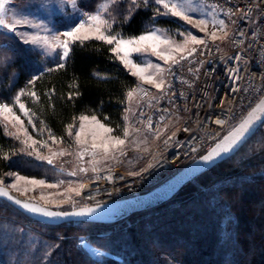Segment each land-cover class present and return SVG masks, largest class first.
Returning a JSON list of instances; mask_svg holds the SVG:
<instances>
[{
	"label": "rangeland",
	"instance_id": "obj_1",
	"mask_svg": "<svg viewBox=\"0 0 264 264\" xmlns=\"http://www.w3.org/2000/svg\"><path fill=\"white\" fill-rule=\"evenodd\" d=\"M172 2L181 4L194 21H207V27L203 25L194 27L170 13L163 14L167 9L156 4L155 0H147V3L144 0H136V6H133L132 0H116L115 3H112V0H75L74 4L72 0H9L6 4L5 18L27 23L17 24L15 31H8L0 26V104L8 105L12 109L11 112L0 114V124L5 134L17 144L16 154L21 157L23 165L20 171L9 172L4 179H0L2 181L0 185L8 187L28 201L55 210L69 211L84 207L81 192L85 184L93 180L98 172L117 168L129 174L138 173L162 159L178 144L180 140L178 119L165 123L156 133L148 132L146 114L141 112V102L133 94L128 95L121 129H112L96 117V120L88 117L84 121L79 119L68 130L65 139L52 137L49 133L44 134L36 125L29 108V104L34 102L30 82L35 79L36 74L52 64L64 63L67 59L68 55L63 56L62 42H68L69 54L73 42L85 41L73 40L63 34L83 22L84 13L95 14L102 5H107V11L101 14L107 19L108 32L112 35L125 41L139 37L140 35L121 37L115 27L121 18L127 20L142 10L148 13L149 18L142 34L155 31L161 41H167L159 43L157 51L160 55L152 52L151 48L135 52L131 50L134 46H129L128 59L144 68V75L151 76L153 83L146 82L139 75H133L136 70L131 64L123 62L121 59L123 52H113L125 69L135 77L137 83H147L155 90L163 87L166 69L171 60L201 44L194 42L192 36L197 40H213L211 33L215 32L217 38L213 41L218 42L221 47H228L231 28L217 8L200 0ZM189 8L193 10L188 11ZM219 21H223V27ZM90 35L92 38L87 40L95 39L94 34ZM34 40L37 42L34 43ZM114 47L115 44H112V48ZM141 47L144 49L145 46ZM156 83H161V87L157 88ZM20 104L24 105L26 111L20 109ZM5 116L8 118L5 119ZM16 116L19 117V121L15 119ZM101 124L112 131L106 132L100 127ZM125 130L129 133L127 137L124 136ZM77 132L80 133L79 136L76 135ZM117 137L124 139L125 143L113 147ZM105 143L109 148L107 153L102 147H92L93 144ZM252 150L255 151L254 156L264 157V122L223 168L215 169L213 173L215 176L209 182L203 186H199V182H194L198 191L183 193L173 200L175 202L186 199L184 201L190 203L175 207L172 212L180 214L193 212L196 199L199 201L204 196L227 187L233 180L248 178L238 173L241 172V164L252 154ZM33 180L37 183H31ZM13 184H16L17 188H12ZM177 204L179 203L172 206ZM144 217L126 219L116 225L111 224L113 225L111 227L95 229L91 234L73 236L79 231L77 228L58 232L49 230L43 227L47 225L32 221L0 201V264H142L140 255L146 253L143 252L145 242H150L152 246L157 245L158 248L156 250L158 256H151L150 264H180L172 251H178L179 247L183 248V244L167 241L164 245L165 240L160 239L163 243L158 245L152 242L155 240L147 239L148 235L154 239L155 233L158 232L160 235L163 233L157 230L161 224L159 219L145 221ZM227 223L229 225L226 224V220L222 222V236L228 238L229 234L233 233L235 223L234 217L230 214ZM125 229L134 231L126 234L122 231ZM66 232L73 237H66ZM122 233L124 235L121 238H116V234ZM111 234L113 238H109ZM159 234L156 237L162 238ZM95 244L119 256L121 261L114 262L116 258L112 254L98 251ZM204 248L205 245L200 243L199 249ZM213 255L221 254L215 251Z\"/></svg>",
	"mask_w": 264,
	"mask_h": 264
},
{
	"label": "trees",
	"instance_id": "obj_2",
	"mask_svg": "<svg viewBox=\"0 0 264 264\" xmlns=\"http://www.w3.org/2000/svg\"><path fill=\"white\" fill-rule=\"evenodd\" d=\"M148 21V13L140 10L127 20L121 18L115 28L121 37H136L145 32ZM111 49L112 45L97 39L76 41L71 44L64 63L52 64L36 74L30 84V92L35 95L29 108L36 125L44 134L65 139L68 130L82 116L96 117L112 129L122 128L127 98L137 81ZM17 147L0 124L1 180L9 172L20 171L23 165L21 157L16 154ZM254 153L255 151L245 158L247 160L241 164V172L238 173L248 178L233 180L227 187L204 196L199 201L196 199L193 212H172L175 207L190 203L184 201L186 199L173 200L183 193L198 191L194 182L203 186L215 176V169L223 168L229 159L183 187L167 204L136 213L128 219L146 215L145 221L159 219L161 224L157 230L163 234H155L162 238L155 236L153 239V236L149 238L148 235L147 239L155 240L152 242L158 245L163 243L160 239L165 240L164 245L167 241L174 244L181 242L183 248L172 251L180 264H264V157L258 158ZM260 172L263 174L259 175ZM175 203L179 204L172 206ZM229 214L234 217L235 223L233 233L229 234L232 237L228 235L230 238H227L222 236V222L226 220L229 225ZM111 226L113 225L70 223L43 227L55 232L77 228L79 231L74 236L91 234L95 229ZM122 231L130 234L134 230ZM66 233V237L72 235ZM123 233L114 236L121 238ZM109 238H113L112 234ZM134 242L137 243L136 240ZM200 243L205 245L204 249H199ZM96 246L98 251L112 254L109 250ZM156 246H152L150 242L144 243L145 251L142 250L146 253L140 255L142 264H150L151 256H158ZM215 251L221 255L214 256ZM112 256L116 258L114 262L121 261L119 256Z\"/></svg>",
	"mask_w": 264,
	"mask_h": 264
},
{
	"label": "built area",
	"instance_id": "obj_3",
	"mask_svg": "<svg viewBox=\"0 0 264 264\" xmlns=\"http://www.w3.org/2000/svg\"><path fill=\"white\" fill-rule=\"evenodd\" d=\"M200 1L226 19L231 28L228 47L206 40L171 60L161 89L138 82L131 91L146 114L148 132L156 133L178 119V144L138 173L117 168L98 172L81 192L84 207L157 188L208 152L264 98V0ZM86 18L84 13L82 19Z\"/></svg>",
	"mask_w": 264,
	"mask_h": 264
},
{
	"label": "water",
	"instance_id": "obj_4",
	"mask_svg": "<svg viewBox=\"0 0 264 264\" xmlns=\"http://www.w3.org/2000/svg\"><path fill=\"white\" fill-rule=\"evenodd\" d=\"M262 101H264V98L250 111L252 112L253 109H256L254 117L259 118H254V122L251 124L250 130L247 131V133L243 135V138L239 139V141L233 147H231L229 151H220L217 149V145L222 144L224 137L228 136L230 133L239 128L240 124L248 118V114L250 112L241 122H239L226 135H224L219 141H217L208 152L193 160L181 171L176 173L169 180H167L157 188L144 194L115 202L88 207H80L69 211H60L46 207L36 202L28 201L12 192L8 187L0 185V188L8 191L9 195L13 198L9 199L8 197L0 196V201L10 205L16 211L31 219L32 221L47 226H60L68 223L111 225L122 222L136 213L159 208L164 204L170 202L183 187L187 186L193 180L233 157L245 145V143L252 138L257 129L264 122V104L261 103ZM258 105L259 107H257ZM214 149H217L219 154H216V152H214ZM210 153L212 154V158L210 160L205 161L202 159L204 156H207ZM17 199L22 202L28 203L30 207L36 206L46 211L60 213L61 215L48 217L43 215L42 212L29 211L22 207L20 204L15 203L14 200ZM89 209H93V211L89 212ZM81 211H83L85 214H73ZM65 213H67V215H65Z\"/></svg>",
	"mask_w": 264,
	"mask_h": 264
},
{
	"label": "snow or ice",
	"instance_id": "obj_5",
	"mask_svg": "<svg viewBox=\"0 0 264 264\" xmlns=\"http://www.w3.org/2000/svg\"><path fill=\"white\" fill-rule=\"evenodd\" d=\"M9 2V0H0V26H3L4 28L8 29V31H15L16 25L17 24H21V23H27V21H21V20H7L5 18V12H6V4ZM73 4L75 3V0H72ZM116 0H112V3H115ZM145 3H147V0H144ZM155 3L158 5H162V7L164 9H167V12L163 13L165 15L167 14H171L174 17H179L180 19L186 21L188 24L193 25L194 27H199L200 25H203L205 28L207 27V21L205 20H193V18L191 16H189L187 14V11L184 10V7L181 4L178 3H173L172 0H155ZM132 4L133 6H136V0H132ZM193 9H188V11H192ZM107 11V5H102L101 9L98 10L95 14H87V18L85 20H83V22L79 23L78 25L74 26L72 28V30L64 33L63 35L66 37H70L73 40H87L89 38H92V36L90 34H94V38L98 39V40H102L104 42H106L109 45L115 44V47L112 48L111 50L115 53H121L123 52L124 55L121 57V59L123 60V62L125 64H131V66L136 70L135 72H133V75H139L141 77V79L145 80L148 83H153V78L151 76H145L144 75V68L140 67L138 64L132 63V61L130 59H128L129 56V46H134L132 47V51L135 52H140L142 50H146L147 48H151L152 52L157 53L158 55H160V53H158V47H159V43H167V41H161L160 37L157 35V33L155 31L152 32H147L145 34L140 35L139 37L132 39V40H128L125 41L122 38H119L116 35H112L110 32H108V21L107 19H105L102 16V12ZM158 14H159V10H157ZM219 24L221 25V27H223V21H219ZM227 35V33H225V36ZM211 38L213 40H215L217 38L216 33L213 32L211 33ZM58 39V38H56ZM192 40L194 42L197 43H201L203 44L205 41L204 40H197V38L195 36H192ZM34 43L37 42V40L33 41ZM145 46L144 49H142L141 46ZM61 46L64 48V52H63V56H67L68 55V42L64 41L62 42ZM166 58H170V57H166ZM184 58V57H181ZM157 69H159V66H156ZM31 83V82H30ZM155 86L157 88L161 87V83H156ZM32 95H35L34 93H32ZM129 96H131V93H129ZM262 104H264V101L261 102ZM259 107V105L257 106ZM20 109L23 111H26L24 109V105L20 104ZM12 109L8 106V105H4V104H0V114L3 113H8L11 112ZM256 112V109H253L252 112H250L248 114V118L245 119L239 126V128H237L234 132L230 133L228 136L224 137L223 143L222 144H218L217 145V149L223 152H227L230 150L231 147H233L238 141L239 139L243 138V135L247 133V131L250 130V126L251 124L254 122V118L258 119L259 117H254V113ZM8 117L5 116V119H7ZM15 119L17 121H19V117L16 116ZM81 121L87 120L88 117L82 116ZM93 120H96L95 117H92ZM22 123V121H21ZM98 123V122H97ZM218 123H223L222 121L218 122ZM101 128H104V125H100ZM81 128H83V125H81ZM104 130L106 132H111L112 130L109 128H104ZM71 134V132L69 133ZM77 136L80 135L79 132L76 133ZM129 135V133L127 132V130H125L124 132V136L127 137ZM54 139V138H53ZM35 143V141H34ZM125 143L124 139H120V138H115V143L113 145V147H115L116 145H123ZM93 148L96 147H102L105 151V153H107L109 151L108 148V144H102V145H96L93 144L92 145ZM217 149H214V152H216V154H219V152L217 151ZM63 154V153H61ZM7 158V157H5ZM212 158V154L210 153L207 156H204L202 159L205 161H208ZM49 163H51V161L49 160ZM18 179H22L20 177H18ZM0 183H2V181H0ZM31 183L35 184L37 183L36 181H31ZM42 183V182H41ZM12 188H17L16 184H13L11 186ZM77 194H79L77 192ZM0 196H5L8 197L9 199H13L8 191L4 190L3 188H0ZM15 203L20 204L22 207H24L25 209L29 210V211H33V212H42L43 215L48 216V217H54V216H58L61 215L60 213H54L51 211H46L43 210L41 208H38L36 206H31L28 203L22 202L20 200H14ZM89 212L93 211V209H89ZM74 215H84L85 213L83 211L81 212H77V213H73ZM65 215H67V213H65Z\"/></svg>",
	"mask_w": 264,
	"mask_h": 264
}]
</instances>
